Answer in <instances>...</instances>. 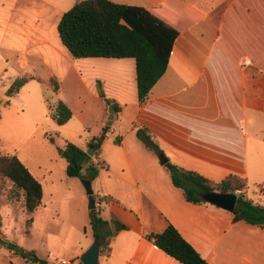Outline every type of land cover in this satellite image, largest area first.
<instances>
[{
    "label": "crops",
    "instance_id": "crops-1",
    "mask_svg": "<svg viewBox=\"0 0 264 264\" xmlns=\"http://www.w3.org/2000/svg\"><path fill=\"white\" fill-rule=\"evenodd\" d=\"M110 1L145 8L166 5L178 16L172 24L178 36L164 75L141 106L137 99L125 103L106 97L118 106L111 121H120L129 111L130 120L154 135L166 159L211 182L232 175L264 186V0ZM132 179L139 193L135 201L119 204L110 196L116 203L108 205L109 217L127 230L113 233L109 252L99 254V264H180L145 238L161 233L167 224L207 264H264V229L233 222L232 213L210 204L186 202L171 180L175 189H156L159 196L147 198L139 185L143 178ZM16 204L23 207L22 200ZM58 220L56 226L64 223ZM69 222L76 232L81 229V210ZM54 233H59L70 264H80L79 257L94 242L86 234L62 238L60 230ZM13 239L12 244L0 232V243L33 251L37 260L30 262L0 245V264H50L40 262L36 248L24 249Z\"/></svg>",
    "mask_w": 264,
    "mask_h": 264
},
{
    "label": "rangeland",
    "instance_id": "rangeland-1",
    "mask_svg": "<svg viewBox=\"0 0 264 264\" xmlns=\"http://www.w3.org/2000/svg\"><path fill=\"white\" fill-rule=\"evenodd\" d=\"M76 1L81 0H0V154L20 159L43 191L33 225L32 214H26L21 204L6 202L5 188L9 184L0 182V232L12 244L14 237L24 249L36 248L41 262L47 260L50 264L68 260L64 257L66 249L60 247L59 233L54 232L60 230L62 238L76 233L93 238L82 179L66 175V163L57 152L67 142L88 153L92 139L100 136L104 127L109 128L92 155L95 164H106L91 181L97 203L108 195L119 204L135 201L139 193L132 186L133 175L143 178L139 185L147 198L158 197L157 190L175 189L159 155L136 137L137 124L130 120L129 111L120 121L116 117L109 126L106 124L111 107L99 98L98 83L105 97L114 96L125 103L136 100L134 60L74 59L60 43L58 21ZM18 79H24L25 84L8 99L6 91ZM58 102L72 113L62 126L52 118ZM162 155L165 157L163 151ZM244 197L264 206V186L247 182ZM108 205L96 206L113 234L111 223L117 219L109 217ZM78 210L84 225L76 232L69 221L78 215ZM58 218L64 223L56 226Z\"/></svg>",
    "mask_w": 264,
    "mask_h": 264
},
{
    "label": "trees",
    "instance_id": "trees-1",
    "mask_svg": "<svg viewBox=\"0 0 264 264\" xmlns=\"http://www.w3.org/2000/svg\"><path fill=\"white\" fill-rule=\"evenodd\" d=\"M177 19L178 16L166 5L145 8L117 4L110 0H81L76 1L61 15L56 28L60 43L74 59H133L137 101L141 106L146 102L152 87L166 71L173 42L178 36L177 30L172 26ZM24 84V79L15 80L7 89L6 97L9 99L14 96ZM54 90H57V85ZM98 96L106 107H113L118 111L117 104L105 97L101 83H98ZM8 104L9 101H6V105ZM71 116L70 109L62 102L56 104L52 113L54 122L59 126L65 125ZM134 128L136 137L149 150L162 155L154 135L147 128L137 125ZM108 129L107 126L104 127L101 135L93 138L87 149H92L95 153ZM57 152L66 162L65 172L70 178L93 181L102 167L101 163L95 164L85 150L72 143L67 142ZM164 165L172 185L182 192L186 202L193 205L207 204L201 199V194L208 191L239 193L232 213L233 222L242 221L264 229V206L254 204L244 197L247 187L245 180L229 175L214 183L194 171L170 163L168 159ZM0 182L9 184L5 188L6 200L12 203L22 200L26 214L31 215L40 205L41 184L15 155L0 154ZM100 203L115 202L110 196L100 197L98 203L94 199L95 207L88 212L94 242L99 244V254H103L109 252L110 238L114 235L108 230V223L100 217V209L96 206ZM113 223L117 231L127 230L119 221L114 220ZM30 224L31 218L27 220L26 225ZM145 238L180 264H207L171 224H167L161 233L149 234ZM0 245L15 250L30 262L37 260L33 251H24L3 242Z\"/></svg>",
    "mask_w": 264,
    "mask_h": 264
},
{
    "label": "water",
    "instance_id": "water-1",
    "mask_svg": "<svg viewBox=\"0 0 264 264\" xmlns=\"http://www.w3.org/2000/svg\"><path fill=\"white\" fill-rule=\"evenodd\" d=\"M115 110L113 107L108 112L107 117V125L111 124V120ZM88 156L92 157L93 150L89 149ZM160 164L164 165L167 163V159L163 155H159ZM82 185L85 189V193L88 197V210H93L95 207L94 198H93V190L91 186V181L82 179ZM201 199L210 204L212 206L218 207L224 211L229 213H233L234 208L237 202V194L236 193H219L215 191H208L201 194ZM111 227L113 233L116 232V228L114 223H111ZM80 264H99V244L97 242H93L90 247L79 257Z\"/></svg>",
    "mask_w": 264,
    "mask_h": 264
},
{
    "label": "built area",
    "instance_id": "built-area-1",
    "mask_svg": "<svg viewBox=\"0 0 264 264\" xmlns=\"http://www.w3.org/2000/svg\"><path fill=\"white\" fill-rule=\"evenodd\" d=\"M61 264H70V263L62 262Z\"/></svg>",
    "mask_w": 264,
    "mask_h": 264
}]
</instances>
